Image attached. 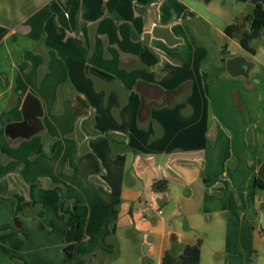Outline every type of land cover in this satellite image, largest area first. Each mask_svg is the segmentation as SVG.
I'll use <instances>...</instances> for the list:
<instances>
[{"label":"crops","instance_id":"obj_1","mask_svg":"<svg viewBox=\"0 0 264 264\" xmlns=\"http://www.w3.org/2000/svg\"><path fill=\"white\" fill-rule=\"evenodd\" d=\"M30 1L0 20V262L48 264L53 251L58 264H162L201 239L199 264H264V62L225 31L246 12L225 0ZM139 81L166 93L141 99ZM27 93L43 127L10 139ZM74 205L86 209L79 240Z\"/></svg>","mask_w":264,"mask_h":264},{"label":"water","instance_id":"obj_2","mask_svg":"<svg viewBox=\"0 0 264 264\" xmlns=\"http://www.w3.org/2000/svg\"><path fill=\"white\" fill-rule=\"evenodd\" d=\"M209 2L210 0H204ZM238 2H250L253 6L261 4L264 6V0H236ZM248 28L249 39L257 36L264 39V19L258 15L251 17L250 23L246 20L242 22L239 31ZM226 69L230 75H238L244 71L243 58L235 57L226 61ZM136 90L139 92L141 99H158L163 96L166 91L154 84H149L139 81L136 84ZM22 119L19 121L8 122L4 126V133L10 139H26L38 133L42 129V107L39 99L32 93H27L21 105ZM258 175L264 179V161L260 164ZM165 197V194L159 195ZM144 218H147V213H144ZM155 218V217H154ZM15 225L20 226L17 218L14 219ZM67 257H71L72 245H67L63 249Z\"/></svg>","mask_w":264,"mask_h":264},{"label":"trees","instance_id":"obj_3","mask_svg":"<svg viewBox=\"0 0 264 264\" xmlns=\"http://www.w3.org/2000/svg\"><path fill=\"white\" fill-rule=\"evenodd\" d=\"M253 15L263 16L264 6L256 5ZM238 30H239V26L237 24H230L225 28V31L228 34L239 37V42L243 48L251 52H254V50L251 47H249L248 44L249 33L246 32L237 33ZM173 94L174 91L169 92L170 96H173ZM145 101L146 100H143V104L141 106V111H140L141 114H144L146 112L147 106L146 103H144ZM109 139L113 140L111 137H109ZM260 181L264 183V180L262 178L257 177L255 179V185L264 187V185H262V182L260 183ZM166 187H167L166 180H157L153 183L152 186L155 192H165ZM85 218H86V209L84 206H80V205H74L71 211L66 216V224L75 230L77 240H79L83 236ZM200 249H201V239H198L194 244L186 245L183 248L182 252L179 254H176L171 250H166L162 256L161 263L162 264H199Z\"/></svg>","mask_w":264,"mask_h":264},{"label":"rangeland","instance_id":"obj_4","mask_svg":"<svg viewBox=\"0 0 264 264\" xmlns=\"http://www.w3.org/2000/svg\"><path fill=\"white\" fill-rule=\"evenodd\" d=\"M4 1L7 2V7H5V8H3L4 6L2 5ZM217 1H223V0H217ZM225 1H227L228 3H230L233 6V9L235 11H237V12L240 9H243L245 12H249V11H251V9H253V5L250 2H238L236 0H225ZM12 3H15V5L18 6V7H20L21 5H25L26 8H29L31 1L30 0H0V5L3 8L2 9V12H0V20L5 19L8 22H13L14 19H18L19 18L17 16H8V15H5L4 14V12H8L9 15H10V11L11 10H9V6L12 5ZM259 41L260 40H259L258 37L251 38L250 39V44H251V46H253L254 48H256V50H257V56L259 57L260 60H262V62H264V50H263L264 48L262 47V49H261V45L259 44L260 43ZM218 50H220V49H218ZM232 53L243 54V56H245L247 59H251L250 58V55L248 53H246L244 50H241L239 48L237 49V48L233 47ZM219 54H221L220 51H219ZM219 54H217V56ZM238 56H240V55H238ZM230 79H234V78H230ZM202 170L203 169H201L200 172ZM161 215L162 214L158 215V220L161 219ZM15 218H17L18 220H20L19 217L17 215H15L13 217V219H12L14 225H15V221H14ZM181 225H182L181 228L183 230L186 229V228H188L187 227V222L183 218H182V221H181ZM58 259H59V257L53 251H50L49 253L46 254V261H48V264H58V262H59ZM0 264H2V263L0 262ZM40 264H42V263L40 262Z\"/></svg>","mask_w":264,"mask_h":264},{"label":"flooded vegetation","instance_id":"obj_5","mask_svg":"<svg viewBox=\"0 0 264 264\" xmlns=\"http://www.w3.org/2000/svg\"><path fill=\"white\" fill-rule=\"evenodd\" d=\"M247 2H248V1H247ZM258 5H261V4H258ZM261 6H263V5H261ZM255 7H256V6H253V10L255 9ZM253 10H252L251 13L246 12V16H243V17L240 18L239 25H238L239 27H240V25L242 24V22H243L244 20H246L248 23H250L251 17L254 16V15H253V12H254ZM249 15H251V16H249ZM246 29H248V28L242 29L241 32H245ZM238 31H239V30H238Z\"/></svg>","mask_w":264,"mask_h":264},{"label":"built area","instance_id":"obj_6","mask_svg":"<svg viewBox=\"0 0 264 264\" xmlns=\"http://www.w3.org/2000/svg\"><path fill=\"white\" fill-rule=\"evenodd\" d=\"M150 209H155L157 213H161L160 209L157 208L156 204L153 201L146 202L145 212H148Z\"/></svg>","mask_w":264,"mask_h":264}]
</instances>
